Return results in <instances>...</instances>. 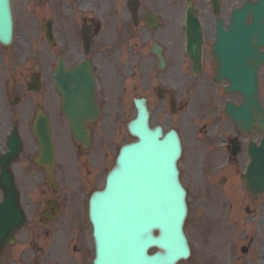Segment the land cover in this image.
Instances as JSON below:
<instances>
[{"label":"flooded vegetation","instance_id":"obj_1","mask_svg":"<svg viewBox=\"0 0 264 264\" xmlns=\"http://www.w3.org/2000/svg\"><path fill=\"white\" fill-rule=\"evenodd\" d=\"M130 1L132 0H115L116 12H107L100 18L82 16L71 22L67 18L56 16L53 29L58 35V44L51 48L49 55L38 53L34 66L25 68L22 80L14 76L11 49L0 50V156L6 150L9 134L15 129L22 140V146L16 161L11 165V171L26 217L25 224L17 233H5V239L0 243V264H90L84 222L77 224L61 220V182L71 178L68 179L70 184L71 180L76 184V179L72 174L63 175L60 164L56 163L54 177L58 187L56 191L50 188L44 169L36 163L38 146L30 136L38 107H42L51 120L53 114L58 113L55 95L49 87L44 93L43 83L54 84V72L61 58L68 66H74L82 60L92 63L101 116L112 111L118 112L112 102L125 100L131 103L138 97L146 98L152 116L182 117L188 112L193 101L191 98L198 100L206 95L194 92V84L188 73L192 64L188 58L181 56L184 45L180 29L183 0H133L136 1L138 10L137 21L129 10ZM225 1L221 0L220 8V16L223 18L230 16L226 11ZM192 2L198 12L203 33V66L200 73V78H203L202 88L216 98L219 90L211 85L215 71L212 45L216 32V10L209 0ZM96 5L99 8L98 3ZM224 21L226 23L227 19ZM69 27L70 39L65 45L63 35L70 30ZM84 31L90 40L88 50L83 45ZM154 47L164 57V70L159 68L160 61L152 52ZM35 76L42 84L39 92L29 90ZM159 89L161 92H158ZM173 100L176 101L174 108L170 104ZM126 102L122 110L127 106ZM99 123L92 125L91 129L97 135V144L101 146L103 155L107 152V143L100 138L103 128H96ZM210 123L216 128V137H228L227 146L223 149L230 154L229 164L234 166L246 148L248 137L236 133V136H228V130L234 132L235 126L230 121L226 122L219 114ZM234 137L239 138L241 147L237 157H232L233 149L229 146ZM83 165L86 166L87 163L84 161ZM58 206L57 212L55 207ZM214 241L216 243V236ZM253 245V242L249 243L248 264H252L251 259L256 253L264 260V244L256 249H252Z\"/></svg>","mask_w":264,"mask_h":264},{"label":"water","instance_id":"obj_2","mask_svg":"<svg viewBox=\"0 0 264 264\" xmlns=\"http://www.w3.org/2000/svg\"><path fill=\"white\" fill-rule=\"evenodd\" d=\"M248 17L253 19L251 25L246 24ZM233 21L231 32L219 34L215 54L222 65L219 79L228 78L232 82L228 91H239L246 97L245 106L232 116L242 129H248L262 118L258 108L256 72L264 63V53L257 52L260 46L264 47V0L236 12ZM12 35L10 0H0V42L10 43ZM80 70L78 75L88 78L87 73ZM63 77L59 87L66 102L64 112L77 139L87 145L89 131L85 124L97 116V111L94 109L91 114L86 108L80 110L73 106L72 97L86 94L89 105L94 108L90 82L79 80L73 73L63 74ZM146 116L141 112L135 121L137 129L133 127L132 130L139 143L122 150L105 191L92 205L99 264H176L188 256L183 234L186 192L176 167L181 154L180 142L176 135L163 138L159 129L153 133ZM36 135L43 163H52L53 146L46 121L37 127ZM247 182L254 194L264 192V160L255 161ZM155 232H158L157 236ZM154 247L160 253L148 255ZM116 255L119 260L114 262Z\"/></svg>","mask_w":264,"mask_h":264},{"label":"rangeland","instance_id":"obj_3","mask_svg":"<svg viewBox=\"0 0 264 264\" xmlns=\"http://www.w3.org/2000/svg\"><path fill=\"white\" fill-rule=\"evenodd\" d=\"M12 6H13V12H14V16L16 19V23H17V28H16L17 32L15 35L14 50L16 47L21 48L22 50H30L33 46H36L40 43V37L39 35H37L35 27L38 26L39 21H42L41 16H53L54 15V0H12ZM25 22H27V24H25ZM21 23L25 24L23 28H21L20 26ZM234 99L237 100L238 97L234 96ZM263 101H264V93H263ZM199 118H200L199 116H192L188 114V116L183 117L181 119L182 128H180L182 129L181 131L185 136V145H186L185 157L183 159L182 164L180 165L181 167H183L182 176H183V179L186 185L189 188L188 190L190 193V198H189L190 216H189V219L186 225V230L190 235L194 234L193 230H195V227H198V230H201L202 227L205 225L208 227L212 226V221H213V214L206 213V211L204 212L199 211V207L197 206V202H196V197L201 192L194 185L192 177H190L192 173L191 169L188 168V166L186 165V158L188 157L190 148L193 146L194 151L196 150V147L199 149H202V146L200 144L193 142L195 132L197 130V122ZM202 134H203L202 135L203 138L207 137L208 135H212V134L216 136V131H213L210 127L209 132L206 128L202 130ZM65 135H67V133L63 134V130L61 129H59V131L58 130L56 131V141L58 139L57 141L58 157L60 158V160H62V162L67 163L68 153H67L66 145L64 143ZM124 142H125V139H117L115 140L114 146H120ZM202 142L205 144V146H208L205 140H202ZM208 149L214 150V151L218 150L216 149V138L214 139L213 146H209ZM242 159H243V156L239 158V160H242ZM213 161L216 162V157L213 159ZM114 165H115V162L113 163L112 161H109L108 169H113ZM236 170L237 172H240V167L236 168ZM220 173L222 172L216 170V176L219 177ZM218 181H219L218 178H216V188L219 186L218 191H216V217L217 216L219 217L222 214L223 206L220 209L219 205H222V203L228 204L230 200V197L221 196V188L223 187L220 185L221 183H219ZM99 187H100V183L96 182L95 184L92 185L91 190L97 189ZM238 190L239 188H236L234 192H237ZM210 198L211 200H215L214 195H212ZM241 198L244 199V193L241 194ZM234 200L232 202L234 206L237 205V208L234 207L233 209H230L228 212L231 214V216L235 220H238L237 221L238 224L237 225L234 224L231 228V231L228 232L227 236H225L226 238H223V241H222L223 250L222 251H220V248H219V240L216 242L218 245H216V256L212 258V264H248V262L245 263L244 261V255L241 253L240 247L245 244L246 238L249 239L252 236H254L255 238H258L260 231L258 228H255V226H252V229L249 230L250 224H247L246 217L255 216L252 219L253 221H256L257 223L259 221L264 222V199L261 200V203H257V205L255 204L254 208L256 211H250V212H247V214L246 212H244L245 204H247V202L238 201L237 197H235ZM240 203L242 206V210L238 209L240 207L238 204ZM244 217H245V221L243 220ZM203 219H205L204 223H203L204 221ZM219 219L221 222L220 227H224L228 223H230L231 225L234 223V221L232 222L227 221L223 217V215H221ZM222 219L224 221H222ZM256 226L260 227V224ZM261 227L264 231V224H261ZM192 236L196 238V240L198 241L200 240V237L198 235H192ZM219 236H222V237L224 236L223 229L220 230ZM231 243H233V248L237 252L236 255L240 257L241 259H236L235 257H232L233 253L231 250H229V245H231ZM204 246L205 245L203 244L202 247ZM194 248L196 249V251H199V247L195 246ZM89 255H91V253ZM195 259L196 258H194L193 260ZM257 262L258 261L256 259L253 260L254 264H258ZM195 264H197V262H195Z\"/></svg>","mask_w":264,"mask_h":264},{"label":"bare ground","instance_id":"obj_4","mask_svg":"<svg viewBox=\"0 0 264 264\" xmlns=\"http://www.w3.org/2000/svg\"><path fill=\"white\" fill-rule=\"evenodd\" d=\"M196 165V164H195ZM199 185H200V183H198ZM206 198H208V196L204 193L203 195H202V199H206ZM202 206H203V208L204 209H206L207 207H208V205H207V203L203 200L202 201Z\"/></svg>","mask_w":264,"mask_h":264}]
</instances>
